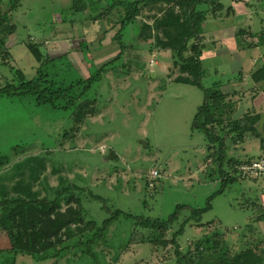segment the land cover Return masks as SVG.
<instances>
[{
    "label": "rangeland",
    "instance_id": "obj_1",
    "mask_svg": "<svg viewBox=\"0 0 264 264\" xmlns=\"http://www.w3.org/2000/svg\"><path fill=\"white\" fill-rule=\"evenodd\" d=\"M10 1L1 0L0 85L5 77L11 81L17 70L27 80L35 77L39 64L28 48L31 42L40 45L45 57L54 59L44 70L56 72L58 80L68 83L86 79L116 61L95 86L98 113L76 133L72 132L70 110L37 106L32 96L0 98V154L8 155L11 162L10 170L0 172L6 191L11 192L19 178L33 182V190L40 196H45V186L55 189L73 183L82 198L85 222L99 225L117 210L137 218L167 219L181 205L204 208L214 195L202 224L187 225L178 238L181 251L194 250L214 230L232 252L250 246L262 248L264 221L256 220L255 205L264 206V178L241 177L215 195L223 188L222 179L206 160L205 135L193 128L204 92L173 82L178 72L169 75L170 51L152 39L136 36L143 23L153 26L156 11L142 8L139 26L118 30L119 25L112 27L108 20L124 16L123 9L108 12L105 0H83L80 4L86 8L80 12L74 10V0H19L13 11ZM232 1L222 3L229 7ZM120 31L122 35L114 40ZM209 74L203 81L206 88L216 80ZM243 81L241 92L231 96L236 105L226 120L234 118L238 108L242 114L236 119L244 114L259 115L256 127L264 137V84ZM260 145V139L247 136L243 143L231 145L228 154L241 162L253 160L262 154ZM17 163L26 165L17 170ZM153 172L158 175L153 177ZM82 227L72 226L78 238L68 242L72 248L60 256L50 255L53 251L44 259L18 256L16 261L15 253L5 252L0 264H176L172 245L129 244L135 234L146 232L133 219L120 217L109 226L105 238L92 248L97 259L86 254L83 245L75 247L79 239L86 240L80 235Z\"/></svg>",
    "mask_w": 264,
    "mask_h": 264
},
{
    "label": "trees",
    "instance_id": "obj_2",
    "mask_svg": "<svg viewBox=\"0 0 264 264\" xmlns=\"http://www.w3.org/2000/svg\"><path fill=\"white\" fill-rule=\"evenodd\" d=\"M81 1L83 0H74L76 12L86 8L85 5L81 6ZM87 1L93 3L92 0ZM222 1L105 0L108 12L119 7L123 9L124 16L108 20L112 27L119 25L118 30H124L133 24L139 26L137 18L142 8L156 11L157 14L153 16V26L143 23L141 28L138 27L136 36H141L145 41L152 39L161 49L170 51L172 65L169 67V75L171 77L174 71L178 72L173 82L195 86L204 92V102L194 116L193 128L205 135L208 151L206 160H210L209 167L210 165L215 167L214 169L211 167V170L222 179L223 188L215 195L223 193L237 179L246 178L238 169L242 163L241 159L228 154L231 145L235 147L243 143L247 136L260 139L261 156H264V137L256 127L261 117L244 114L240 119L231 117L226 120L236 105L231 100V96L235 94L217 85L210 88L203 85L208 72L200 60L204 48L202 26L209 15L218 16L225 9ZM19 2V0L10 1L11 11L16 9ZM201 6L207 8L202 10ZM13 28L14 26L10 28L11 31ZM153 29L155 34L152 35L150 31ZM122 33L123 31L117 33L114 40ZM238 33L242 35L243 31ZM256 37L259 41V38H264V33ZM1 45L0 41V47ZM28 48L39 64L35 77L27 80L21 71H14L9 67L14 71L15 76L11 81L5 77L4 84L0 85V98L32 96L37 106L49 105L54 109L70 110L74 122L72 132H79L80 127L98 113L99 94L95 86L101 81L102 73L106 72L116 60L106 63L97 70L96 74L86 79L79 78L68 83L66 79L58 80L56 72L50 74L44 70V67L54 59L45 57L40 45L31 42ZM252 81L256 84L264 82V67L252 74ZM33 160L36 161L35 158ZM10 163L8 155L0 154V172L5 169L10 170ZM25 165L26 163H17L15 169L21 170ZM5 173L9 174L8 171ZM23 173L20 176L24 175ZM30 177L32 179L34 176ZM31 183L33 182H25L24 178H19L11 187V192L6 191L0 183V255L5 252L15 253L16 261L18 256L44 259L53 251L54 255H50L60 256L62 252L72 248L66 244L78 238L77 234L72 233V226L76 228L81 225L83 227L80 235L86 240L79 239L75 247L83 245L84 252L97 259L92 250L93 246L105 238L113 222L125 217L135 220L137 228L146 230L139 235L135 234L136 238L132 237L129 244L148 243L163 248L172 245L175 248L176 264H264V240L261 242V249L250 246L239 252H232L225 242L218 239L220 237L218 230L204 235L194 250L181 251L178 238L184 233L187 225L193 222L197 225L202 224L203 214L210 210V202L214 195L208 199L204 208L190 209L181 205L167 219L137 218L130 213L117 210L99 225L95 221L85 222L82 198L76 194L78 187L75 184L69 183L67 186L60 184L55 189L45 186L46 194L40 196L39 191L33 190ZM79 190L84 191V188ZM255 207L259 213L256 220L264 221V206L261 204ZM186 209L189 210L188 213L182 214ZM181 216L183 219L179 222ZM177 222H179L178 228L172 231ZM170 234L172 237L169 240L167 238Z\"/></svg>",
    "mask_w": 264,
    "mask_h": 264
},
{
    "label": "crops",
    "instance_id": "obj_3",
    "mask_svg": "<svg viewBox=\"0 0 264 264\" xmlns=\"http://www.w3.org/2000/svg\"><path fill=\"white\" fill-rule=\"evenodd\" d=\"M202 29L200 60L209 75L216 78L212 86L239 94L244 88L243 79L252 81V74L264 67V38L258 41L256 37L264 33V0H233L217 17L208 18ZM241 111L238 108L234 117L238 118Z\"/></svg>",
    "mask_w": 264,
    "mask_h": 264
},
{
    "label": "built area",
    "instance_id": "obj_4",
    "mask_svg": "<svg viewBox=\"0 0 264 264\" xmlns=\"http://www.w3.org/2000/svg\"><path fill=\"white\" fill-rule=\"evenodd\" d=\"M238 169L240 173L247 178H264V156H260L256 159L242 162L238 166ZM157 175V172L152 173L153 177H156Z\"/></svg>",
    "mask_w": 264,
    "mask_h": 264
}]
</instances>
